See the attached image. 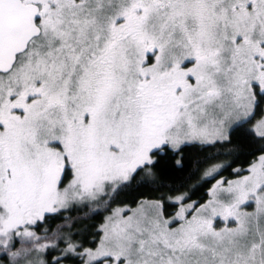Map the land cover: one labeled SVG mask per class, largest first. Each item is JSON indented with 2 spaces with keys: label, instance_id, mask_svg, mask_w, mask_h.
Wrapping results in <instances>:
<instances>
[{
  "label": "snow or ice",
  "instance_id": "6c2138e0",
  "mask_svg": "<svg viewBox=\"0 0 264 264\" xmlns=\"http://www.w3.org/2000/svg\"><path fill=\"white\" fill-rule=\"evenodd\" d=\"M0 264H264V0H0Z\"/></svg>",
  "mask_w": 264,
  "mask_h": 264
},
{
  "label": "trees",
  "instance_id": "16d2710c",
  "mask_svg": "<svg viewBox=\"0 0 264 264\" xmlns=\"http://www.w3.org/2000/svg\"><path fill=\"white\" fill-rule=\"evenodd\" d=\"M253 149L247 147L245 145L243 151L239 154V159H236L235 160V164L233 165L234 167H247L248 163L253 159L252 155L250 154L251 151ZM184 155L187 159L191 160L193 159L194 157L198 156V155H201V153H199V151L197 149H194V148H186L185 149V152H184ZM234 157H228L229 160L233 159ZM230 171H226L224 172V176L225 177H230ZM170 175H178V173H170ZM207 189L204 188L202 189L200 192H198L196 194L195 197H193L194 199H198L200 198L201 196L204 195V192L206 191ZM144 192V195H152L153 193H151L149 190H143Z\"/></svg>",
  "mask_w": 264,
  "mask_h": 264
}]
</instances>
